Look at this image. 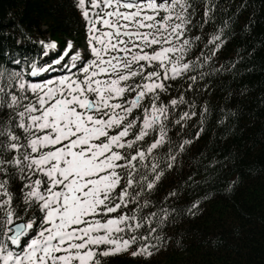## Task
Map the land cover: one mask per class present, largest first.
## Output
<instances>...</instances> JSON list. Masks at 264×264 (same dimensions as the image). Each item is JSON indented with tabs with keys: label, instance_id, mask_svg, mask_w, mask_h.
<instances>
[{
	"label": "snow or ice",
	"instance_id": "6c2138e0",
	"mask_svg": "<svg viewBox=\"0 0 264 264\" xmlns=\"http://www.w3.org/2000/svg\"><path fill=\"white\" fill-rule=\"evenodd\" d=\"M72 6L82 45L41 39L36 56L0 64V264L147 261L181 246L167 229L200 212L199 199L179 206V186L156 194L203 131L194 94L218 71L228 21L214 0Z\"/></svg>",
	"mask_w": 264,
	"mask_h": 264
},
{
	"label": "trees",
	"instance_id": "16d2710c",
	"mask_svg": "<svg viewBox=\"0 0 264 264\" xmlns=\"http://www.w3.org/2000/svg\"><path fill=\"white\" fill-rule=\"evenodd\" d=\"M214 2L218 21H228V35L214 58L218 71L194 94L197 111L208 109L203 131L156 194L162 198L179 186V206L199 199L200 212L177 217L167 229L183 237L181 246L147 261L117 253L106 264H264V0ZM41 39L61 47L65 39L84 41L72 0H0V64L17 53L36 56ZM197 130L193 118L185 132L191 137Z\"/></svg>",
	"mask_w": 264,
	"mask_h": 264
}]
</instances>
